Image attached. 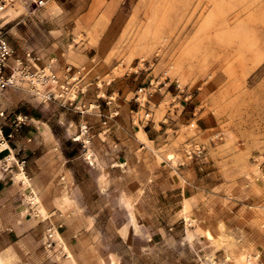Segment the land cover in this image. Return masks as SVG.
I'll return each instance as SVG.
<instances>
[{
	"label": "rangeland",
	"instance_id": "374dc122",
	"mask_svg": "<svg viewBox=\"0 0 264 264\" xmlns=\"http://www.w3.org/2000/svg\"><path fill=\"white\" fill-rule=\"evenodd\" d=\"M18 11L5 24L16 58L59 79L56 97L24 77L3 97L0 182L30 210L35 264H139L144 246L167 242L164 258L203 264L211 244L177 245L187 180L204 212L239 202L226 208L235 231L248 216L260 223L264 0H48ZM20 114L39 121L22 128ZM6 140L19 151L13 164L1 158ZM132 224L164 236L123 240Z\"/></svg>",
	"mask_w": 264,
	"mask_h": 264
},
{
	"label": "crops",
	"instance_id": "0c3cea01",
	"mask_svg": "<svg viewBox=\"0 0 264 264\" xmlns=\"http://www.w3.org/2000/svg\"><path fill=\"white\" fill-rule=\"evenodd\" d=\"M24 115L26 118L19 124L22 128H26L31 122L39 121V119L32 116L29 117L28 114ZM37 127H40L38 123ZM15 130V128H7L8 134L10 132L13 133ZM27 139L30 140L31 137ZM9 140L11 141V139ZM9 140H6L9 150L5 151L1 158H8L13 164L14 161H18L19 151H15L14 145H11ZM180 169L184 170L182 167ZM10 171H14V169L11 167ZM27 183H29L28 180ZM19 185L17 188H20ZM13 187H15V184L13 185L11 182H0V213L2 215L0 223V256L4 258H0V264H35L36 256L39 259L40 237L39 234H35L33 229L35 224L32 223V219L29 217L30 210L28 208L24 209V203L19 202L20 195L14 191L15 188L13 189ZM178 187L182 194L180 198L182 208L180 209L179 219L188 224L187 230L184 231L181 237V244L177 243L184 253L186 249H189L190 242L194 244L202 242L204 245H212V248L205 252L206 258L203 260V264H264V218L261 219L260 224L255 223V219L248 216L244 219L241 230L235 231L232 228L235 223L234 220H236L233 219L235 215L232 214L227 217L226 208L228 204L236 208L239 202L230 198L224 204L222 202H225V199H221L219 200L221 209H214L215 206L213 205V208L210 209L211 213L204 212L206 201L202 200L200 193L195 191L194 182L187 180L183 184H178ZM5 211H9V213L4 216L3 213ZM237 217L238 215L236 214L235 218ZM135 219L136 217L133 215L132 220ZM4 222L9 223L6 229L3 227ZM121 228L120 230L123 229ZM135 230H137L136 226L133 224L129 225L128 228L124 229V235L120 236L123 240H126L132 234H136V239L143 240L149 234L148 236L152 237L151 240H153L154 244L158 243L164 236L162 227H157L153 231L152 229H146V233H136ZM140 234H144L145 237H141L142 235ZM167 243L168 246L161 249H153L151 246L147 249L143 245L145 251L138 258L139 264H189L179 259H174L171 257V253H167L168 255L164 258V254L171 251V245H169V242ZM148 244L150 245V243ZM3 260H5V263ZM118 262H113L110 257L105 259V264H119ZM37 264H40V261Z\"/></svg>",
	"mask_w": 264,
	"mask_h": 264
},
{
	"label": "built area",
	"instance_id": "2783aa9c",
	"mask_svg": "<svg viewBox=\"0 0 264 264\" xmlns=\"http://www.w3.org/2000/svg\"><path fill=\"white\" fill-rule=\"evenodd\" d=\"M47 2L48 0H0V135L2 137L6 135L3 121L8 118L4 107V93L9 86L16 85L18 78H28L32 83L40 85L45 89L48 98L57 95L55 86L59 79L56 72L50 67L42 69L38 67L37 71H30V67L24 65L22 59L16 58L15 48L8 40L5 28L6 22L13 20L9 17L13 9L22 8L27 13H33L37 9L45 7ZM64 93L68 94V91L62 87L61 95ZM25 118V115L16 116V125H19Z\"/></svg>",
	"mask_w": 264,
	"mask_h": 264
},
{
	"label": "bare ground",
	"instance_id": "6f19581e",
	"mask_svg": "<svg viewBox=\"0 0 264 264\" xmlns=\"http://www.w3.org/2000/svg\"><path fill=\"white\" fill-rule=\"evenodd\" d=\"M13 12H19L18 11V9H13L12 11H11V13H13ZM52 63V62H51ZM36 84V83H35ZM35 88V87H34ZM169 155V154H168ZM172 157V154H170V158ZM37 200H38V198H37ZM127 205V204H126ZM128 205H129V203H128ZM67 249V248H66ZM71 253V252H70ZM70 255V254H69ZM76 259V258H75ZM74 263V262H73Z\"/></svg>",
	"mask_w": 264,
	"mask_h": 264
}]
</instances>
